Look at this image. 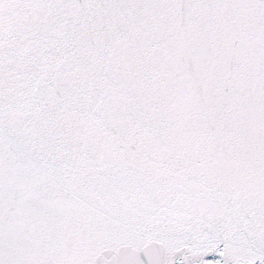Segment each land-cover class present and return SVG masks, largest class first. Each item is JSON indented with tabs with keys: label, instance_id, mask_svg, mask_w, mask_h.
Segmentation results:
<instances>
[{
	"label": "snow or ice",
	"instance_id": "obj_1",
	"mask_svg": "<svg viewBox=\"0 0 264 264\" xmlns=\"http://www.w3.org/2000/svg\"><path fill=\"white\" fill-rule=\"evenodd\" d=\"M0 264H264V0H0Z\"/></svg>",
	"mask_w": 264,
	"mask_h": 264
}]
</instances>
